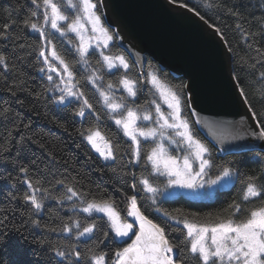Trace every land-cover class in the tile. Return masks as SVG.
<instances>
[{
	"label": "trees",
	"instance_id": "obj_1",
	"mask_svg": "<svg viewBox=\"0 0 264 264\" xmlns=\"http://www.w3.org/2000/svg\"><path fill=\"white\" fill-rule=\"evenodd\" d=\"M168 1L176 5H187V8L192 9L195 14L199 12L204 16V21H207L206 23L212 28L220 29L223 38L217 34L230 54L231 72L235 83L238 77L239 86L247 93L252 108L257 113L264 112V100L260 98L264 82L259 79L260 73L264 72V55H261L264 53V31L260 22L261 17H264V0ZM54 2L63 8L66 0H54ZM92 2L98 5V14L101 15L105 27L110 32L116 33V28L106 20L102 0H92ZM34 7L30 0H0V27L9 23L6 12H13L15 20L14 30H8L10 39H0V54L6 57L5 62L0 64V264H54L53 260L48 259L54 255V252L49 250L47 242L61 248H65L70 242L77 243L74 236L63 233L60 229L64 224L75 219L84 222L89 218V214L78 209L85 205H81L76 198H73L75 210H73V201L66 198L61 201V197L67 195L66 186L75 187L77 192L92 193L88 196L89 200L93 198L99 200L103 194L104 199L116 204L123 218H127L129 204L127 197L136 195L140 210L161 226H164L161 222L164 211L204 223L219 222V219L232 217L234 209L231 206L234 204L241 205V212L236 214L239 219H245L250 210L264 205V200L259 198L243 200L246 178L264 177V159L256 156V153L262 152L264 148L222 151L196 123L189 94L184 87L186 80L163 68L146 54L140 64L121 44L118 35L110 42L108 48L96 50L95 55L88 57V66L75 65L76 76L80 80V90L85 92L89 102L93 104V110L86 111L85 117L81 118L75 115L79 108L78 102L69 107L55 103V99L60 94L52 90V83L47 79V75H53L54 79L57 77L55 73H48L39 51L43 48L48 54L51 45H55L57 50L65 55V59L75 61L79 59L74 54V45L78 44V41L74 33L61 37L50 28V25H44L45 31L51 34L49 36L51 45H48L38 33L25 28L23 22ZM230 8L239 12L242 18L229 14ZM39 11L42 13L43 9ZM68 11L74 12L71 9ZM32 19L43 23L42 16ZM238 23L242 25L243 31L237 28ZM249 33L254 35H246ZM69 39L73 42L69 43ZM65 50L68 52L65 53ZM89 51L91 52L92 49ZM101 51L105 55L124 56L129 69H124L122 66L108 69L106 64L97 63L102 60ZM41 68L45 70L42 72ZM93 71L103 77V81H97L98 84L113 83L111 94L117 101L123 98L128 103V107L138 109L140 115L145 111L152 114L153 121L137 122L142 127L157 128L154 122L157 104L161 106L163 113H168V109L157 94L156 87L151 83L152 75L157 76L167 90L180 93L183 105L181 114L188 120L194 138L211 149L214 165L211 171L219 175L221 167H231L234 180L230 187L219 190L211 201H192L182 196L162 199L157 194V205H152L151 193L143 191V186L138 183L136 188L132 187L131 173H135L138 178L146 176L152 182L155 180L154 177L148 176L150 166L146 163L147 154L153 148V141L141 140L142 159L139 166L122 167L133 159L130 152L131 140L124 136L114 120L109 118L110 113L104 107L96 87L91 82H86L85 78ZM125 76L137 81L135 98L128 97L126 90L119 84V80ZM132 100H135L134 104L131 103ZM257 126L260 129L259 124ZM90 127H99L102 134L114 143H118L120 151L117 155L122 159L118 158L114 164L104 162L79 135ZM170 133L172 138L178 139L173 137L172 132ZM105 164L115 167L119 175L128 173L125 177L127 183H117L111 167H105ZM22 168L28 171L23 172ZM58 180H64L65 184H57ZM29 181L36 188L41 189L36 195L43 199L45 207L39 213L32 212L31 205L23 200V196L32 191L28 186ZM157 206L161 208L160 213L154 210ZM33 220L38 221L39 226L33 224ZM170 223L175 225V221ZM52 228L56 231H50ZM105 230H108L107 226ZM186 231L182 224L175 225L171 232L166 228L170 242L173 243L183 241ZM113 237L115 235L110 232L109 240L100 243L103 236L98 234L96 241H91L86 246L81 244L79 250L83 252L92 248L96 252L103 251L111 256L116 250L126 246L112 241ZM115 240L118 241L117 238ZM42 241L45 243L42 244ZM192 264L195 262L193 261Z\"/></svg>",
	"mask_w": 264,
	"mask_h": 264
},
{
	"label": "snow or ice",
	"instance_id": "obj_2",
	"mask_svg": "<svg viewBox=\"0 0 264 264\" xmlns=\"http://www.w3.org/2000/svg\"><path fill=\"white\" fill-rule=\"evenodd\" d=\"M31 5L35 6L31 10L30 15L24 20V27L30 28L33 32L39 34V37L51 45L49 39L50 33L45 31L44 25H50V28L59 33L61 37H67L69 33H74L79 43L74 45L75 55L78 60L69 61L65 59V55L59 52L55 45H51L50 53L46 54L41 48L39 56L43 57V63L47 68L48 73H55L57 79L53 75L48 74L47 79L52 83V90L58 91L60 95L55 99V103L71 106L78 102L79 108L75 112L76 116L84 118L86 111L93 110V104L89 102L84 91L80 90V80L76 76V64L89 65L88 57L96 54V48H108L118 33H112L105 27L101 15L98 14V5L92 0H66L64 7L54 2V0H30ZM187 7V5H182ZM43 9L41 13L39 10ZM74 9L75 14H71L68 10ZM192 11V9H189ZM229 14L238 18H242L240 13L234 9H228ZM196 15L204 20L205 17L196 12ZM42 16L43 23L34 21L32 17ZM6 19L9 23L0 27V39H10L9 29L15 28V20L13 12H6ZM63 22V23H61ZM207 22V21H205ZM262 31H264V17H261ZM88 25L91 26L89 35ZM237 28L243 31L241 24H237ZM215 31L223 38V33L219 28ZM254 35V34H246ZM95 41V47L92 42ZM73 41L69 39V43ZM251 47V45H249ZM92 49L90 52L89 49ZM259 51V50H258ZM68 50H65L67 53ZM261 55H264L262 53ZM102 60L97 61L100 64H106L108 69H113L122 66L124 69H129V64L124 56L105 55L101 51ZM51 57V58H50ZM6 57L0 54V64L4 63ZM58 62V63H57ZM118 62V64H117ZM255 67V65H252ZM41 68L40 71H44ZM86 82H91L97 89L99 96L103 100L104 107L110 113V119H113L115 125L122 130L124 136L131 140L130 152L133 157L128 164L139 166L141 164V139L156 140L159 136L160 141L147 154L146 163L151 165V174L164 176L167 178L165 191L161 192L158 187L153 185V182L146 176L136 177L135 173H131L132 187L136 188L137 183L143 186V191L152 194V205H157L156 195L164 196L166 199L171 198L178 193L168 192L167 189H189L197 190V195H210V192H199L200 189H212L213 185L220 186L221 182L232 176L231 167H221L220 174L216 179H205L208 177L212 168V153L211 149L198 139L194 138L189 122L182 116V99L181 94L173 91H165L164 85L158 80L157 76L152 75L151 83L160 92L161 97L167 104L171 112L165 115L159 104L155 107V123L158 128L139 126L137 121H153V116L150 112L145 111L140 115L139 110L128 107V103L121 98L117 101L111 94L114 88L113 83L108 82L106 85L97 83L103 81L102 76H98L95 71L86 77ZM259 79L264 82V72L260 73ZM137 81L127 78L119 80V84L126 90L128 97L135 98ZM237 90L248 106L251 116L260 126L259 132L245 127L243 132L237 129L233 139H241L244 135L255 136L258 139H264V112L257 113L248 101L247 93L239 86V78H236ZM63 85V86H61ZM184 87H187L186 85ZM106 89V90H105ZM15 96V92L12 93ZM260 98L264 100V89L260 92ZM67 102V103H66ZM131 103H135L132 100ZM166 129H172L175 136L179 137V141L171 136L165 135ZM79 135L87 141L92 149L99 154V157L104 162L117 161L118 152L120 151L119 144L114 143L109 137L102 134L99 127L89 128L87 131H82ZM168 139L170 144H175L177 149L180 145H186L188 151L183 157L170 155L168 148L165 147L163 140ZM174 151L176 149H173ZM183 150V149H180ZM264 152V149H262ZM262 152H257L256 156L264 159ZM53 161L55 158H52ZM35 163V161H33ZM231 163V162H229ZM105 167H111L105 164ZM21 171L27 172L28 169L22 168ZM113 177L117 183L126 184L125 177L128 173L119 175L115 167H111ZM246 191L243 195L244 201H249L253 198L264 200V177L248 176L246 178ZM40 181H37L39 183ZM57 184L64 185V180L56 181ZM29 188L32 190L23 196L26 204L31 205V211L35 213L41 212L45 205L43 199L36 195L37 191H41L35 187L33 183L28 182ZM47 191V190H43ZM66 197H61V201L66 198L73 201V210H75V201L79 200L83 213H88L89 218L84 222L80 219L72 220L66 223L60 229L63 233H68L74 236L77 243H69L65 248L57 245H52L47 242L49 250L54 252L49 260H53L54 264H264V205L250 210L245 219H239L236 214L241 212V205L234 204L231 207L234 209L233 216L227 219H219V222H197L189 220L187 216L180 217L172 215L168 211H164L160 223H154L152 219L140 210L137 204L136 195L127 197L129 208L127 215L133 217V222L128 223L122 220L117 206L109 199H104L103 194L99 200L93 198L88 199L92 193L77 192L75 187L66 186ZM157 213L161 212V208L157 206L154 209ZM101 213L103 215H94ZM105 216L107 221H105ZM31 219V212H30ZM175 221V225H183L186 229V235L183 241L170 242L168 232H171L175 227L170 223ZM33 224L39 226V222L33 220ZM107 226L108 230H105ZM50 231L55 232L52 228ZM181 231H183L181 229ZM110 232L115 233L112 241L123 243L127 246L122 247L114 252L111 256L103 251L96 252L92 248L87 251L79 250L80 245H87L91 241L98 239V234L103 236V243L109 240ZM119 240H115V238ZM134 237V239H133ZM128 240L131 243H128ZM109 241V242H112ZM42 244L45 242H41ZM190 244V247H188ZM190 253V255H185Z\"/></svg>",
	"mask_w": 264,
	"mask_h": 264
},
{
	"label": "water",
	"instance_id": "obj_3",
	"mask_svg": "<svg viewBox=\"0 0 264 264\" xmlns=\"http://www.w3.org/2000/svg\"><path fill=\"white\" fill-rule=\"evenodd\" d=\"M102 4L121 44L140 64L146 54L186 80L196 123L222 151L264 148V139L255 136L232 138L237 129H260L237 90L230 54L214 28L168 0H102Z\"/></svg>",
	"mask_w": 264,
	"mask_h": 264
},
{
	"label": "rangeland",
	"instance_id": "obj_4",
	"mask_svg": "<svg viewBox=\"0 0 264 264\" xmlns=\"http://www.w3.org/2000/svg\"><path fill=\"white\" fill-rule=\"evenodd\" d=\"M71 10H74V9H71ZM71 14L74 15V14H75V10H74V12L72 11ZM61 23H62V22H61ZM88 28H89V35H91V31H90L91 26L88 25ZM116 33H117V32H116ZM118 37H119V36H118ZM76 39H77V38H76ZM77 41H78V39H77ZM78 43H79V41H78ZM92 46L95 47V41L92 42ZM90 49H91V48H90ZM90 49H89V50H90ZM96 50H101V48H96ZM61 86H63V85H61ZM156 89H157V88H156ZM165 91H167L166 88H165ZM57 93H59V92H57ZM59 94H60V93H59ZM157 94H158V96H159L161 102H163L164 105H165V107L168 109V113H164V114H165V115H168V114L171 112V109L168 108L167 104L164 102V99L161 97L160 92H159L158 90H157ZM155 115H156V114H155ZM137 122H138V121H137ZM157 128H158V125H157ZM164 131H165V135H166V137H167V136H170V134H171L170 132H172L173 137H175V138L177 137V136H175V133L173 132L172 129H166V130H164ZM168 132H169V133H168ZM177 138H178V139H176V140L179 141V137H177ZM140 139H141L142 141H144L143 138H140ZM173 139H174V138H173ZM149 140L153 141V147H155L156 143L161 142L159 136L156 138L155 141L152 140V139H149ZM163 143H164L165 147L168 148V151H169V154H170V155H174V156H177V157H183V156L186 154V152L188 151L186 145H183V144L180 145V149H183V150H180V149H177V146H176L175 144H170L168 139L163 140ZM173 149H176V150L174 151ZM93 150H94V149H93ZM94 151H95V150H94ZM150 151H151V150H150ZM149 166H150V169L148 170V176L154 177V178H155V180L153 181L154 186H155V187H158V188L160 189L161 192H164V191H165L166 184H167V178L164 177V176H158V175L151 174V171H152V170H151V165L149 164ZM217 176H218V175L215 174V171H213V172L211 171L210 174H209V176H208V177H205V179H216ZM164 178L166 179L165 181H164ZM233 180H234V174H232L231 177L226 178L224 181H222L220 186L213 185V186H212V189H210V190L207 189V187H206L205 189H200V190H198V191L201 192V193H203V192H205V191H208V192H210V195H197V190L180 189V188H176V189H167L168 192H173V191H174V192L178 193L177 195H175V196H173V197H171V198H167V199H174V198H176V197L182 196V197L187 198V199L192 200V201H211V200L214 199V197H215L216 193L218 192V190H221V189H227L228 187H230V185L232 184ZM158 195H159V194H158ZM160 197H161L162 199H166L164 196H161V195H160ZM82 207H83V206H80V207H78V209L81 210ZM128 208H129V204H128ZM127 212H128V210H127ZM94 214H97V215H103V214H101V213H94ZM120 216H121V215H120ZM105 218L107 219L106 216H105ZM121 218H122V220H124V221H126V222H128V223L133 222V217H130V216H128V215H127V218H123L122 216H121ZM114 235H115V233H114ZM117 239L119 240L118 237H117ZM133 239H134V237H133ZM128 243H131V241L128 240ZM126 246H127V245H126Z\"/></svg>",
	"mask_w": 264,
	"mask_h": 264
},
{
	"label": "bare ground",
	"instance_id": "obj_5",
	"mask_svg": "<svg viewBox=\"0 0 264 264\" xmlns=\"http://www.w3.org/2000/svg\"><path fill=\"white\" fill-rule=\"evenodd\" d=\"M211 140V139H210ZM212 141V140H211ZM213 142V141H212ZM222 190V189H221ZM219 191V190H218ZM152 200V199H151ZM156 200H158V198H156ZM113 234H114V232H113Z\"/></svg>",
	"mask_w": 264,
	"mask_h": 264
}]
</instances>
